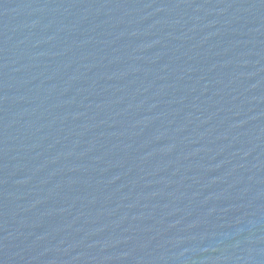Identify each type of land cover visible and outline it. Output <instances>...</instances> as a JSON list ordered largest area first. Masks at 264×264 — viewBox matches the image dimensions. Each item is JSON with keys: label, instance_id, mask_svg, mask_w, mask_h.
<instances>
[{"label": "water", "instance_id": "water-1", "mask_svg": "<svg viewBox=\"0 0 264 264\" xmlns=\"http://www.w3.org/2000/svg\"><path fill=\"white\" fill-rule=\"evenodd\" d=\"M0 264H264V0H0Z\"/></svg>", "mask_w": 264, "mask_h": 264}]
</instances>
